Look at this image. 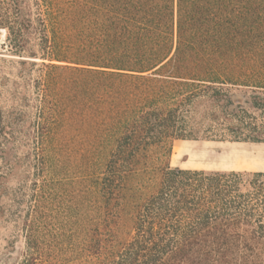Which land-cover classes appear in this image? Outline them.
Segmentation results:
<instances>
[{"label":"trees","instance_id":"16d2710c","mask_svg":"<svg viewBox=\"0 0 264 264\" xmlns=\"http://www.w3.org/2000/svg\"><path fill=\"white\" fill-rule=\"evenodd\" d=\"M0 29L16 264H264V172L169 163L264 143V0H0Z\"/></svg>","mask_w":264,"mask_h":264},{"label":"rangeland","instance_id":"374dc122","mask_svg":"<svg viewBox=\"0 0 264 264\" xmlns=\"http://www.w3.org/2000/svg\"><path fill=\"white\" fill-rule=\"evenodd\" d=\"M3 41L4 30L0 29V43ZM0 52H2L0 56L18 58L3 50ZM0 91H2L1 88ZM230 92L243 97L248 102L246 105L250 104L249 90L234 87L230 88ZM169 163L172 167L182 169L264 172V143L212 140L176 141L169 157ZM12 190L6 189L5 195L0 197V264L18 263L26 251L25 231L21 219L17 217L18 214L13 213L17 204L10 198Z\"/></svg>","mask_w":264,"mask_h":264}]
</instances>
